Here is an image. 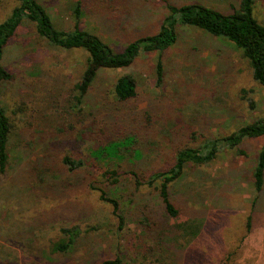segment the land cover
<instances>
[{"label": "rangeland", "instance_id": "374dc122", "mask_svg": "<svg viewBox=\"0 0 264 264\" xmlns=\"http://www.w3.org/2000/svg\"><path fill=\"white\" fill-rule=\"evenodd\" d=\"M76 1L44 0L58 28L75 27ZM129 1L119 17L128 28L110 30L116 22L107 20L105 9L94 0H83L84 16L78 25L117 50L142 34L157 32L167 13L165 0ZM170 1L203 2L225 12L239 2ZM256 1V16L264 23V0ZM15 5L0 0V23ZM178 35L176 45L162 55L144 53L128 68L101 70L82 114L76 116L68 113L66 98L85 68L86 52L55 48L38 36L32 23H23L3 61L14 78L0 84L1 99L16 123L9 145L11 161L7 172L0 173V264H101L114 256L120 241L119 219L90 187L92 182L106 186L100 169L87 166L72 172L61 163L67 153L90 161L91 137L99 126L93 124V115L114 112L116 107L125 113H149L151 124L137 131L143 152L135 166L124 167L143 179L169 169L180 147H198L264 117V86L253 79L248 61L233 43L183 25ZM159 59L164 67L160 85ZM123 74L134 75L140 95L136 101L116 104L109 92ZM263 144L264 138L248 140L243 145L248 156L228 151L207 165L188 166L172 185L182 210L176 219L166 218L155 192L137 190L129 179L114 187L117 192L107 190L118 196L122 210L130 215L131 229L142 233L137 222L148 214L144 208L167 224L165 246L170 247L159 251L160 264H264V188L257 191L252 177ZM38 158L51 162L55 176L61 178L34 179ZM63 180L72 182L68 194L58 193ZM74 223L85 233L70 252L52 254L50 244L59 229Z\"/></svg>", "mask_w": 264, "mask_h": 264}, {"label": "trees", "instance_id": "16d2710c", "mask_svg": "<svg viewBox=\"0 0 264 264\" xmlns=\"http://www.w3.org/2000/svg\"><path fill=\"white\" fill-rule=\"evenodd\" d=\"M16 3L9 15L0 23V84L12 81L13 72L3 63L9 42L14 38L24 22L34 25L35 31L47 43L62 50H84L86 52L85 68L80 79L75 83L66 98L68 113L80 116L84 110L87 97L92 86L96 83L99 72L107 69H124L133 65L136 59L144 53L157 52L160 55L176 45L180 25L194 27L214 37L223 38L233 43L248 61L252 70L253 79L264 86V23L256 16V0H239L238 4L231 6L230 12L217 9L203 2L176 4L165 0L167 13L160 27L155 33L142 34L129 41L122 50H117L104 41L100 35L86 29H82L78 23L84 16L83 0H77L73 8V16L76 21L74 28L66 30L58 28L44 0H11ZM95 5L101 6L107 13V20L116 22L110 30L121 31L128 28L119 18L121 12L127 11L129 0H94ZM122 7L123 10H121ZM119 11V12H118ZM102 19V18H101ZM131 25V22L128 21ZM164 67L159 59L156 65L157 84L163 80ZM137 80L132 74H123L114 82L109 97L116 104H126L136 101L139 97ZM115 110V109H113ZM93 124L96 133L91 137L90 161L84 156H76L67 153L61 163L66 170L77 172L87 166L98 167L102 183L106 186L90 184L91 189L99 192L100 199L109 203L113 213L119 219V242L115 243L116 250L113 257L105 258L101 264H155L150 259L160 264V252L169 249L165 238L166 223L152 216V212L145 210L147 214L138 225H142V233L137 229H131L129 214L123 211L118 196L107 189L118 188L129 179L135 189H146L155 192L160 200L162 211L167 219L178 218L182 210L175 201L172 193V185L179 181L188 166H203L213 162L219 154L231 151L239 156H248L244 143L248 140L264 138V117L255 119L238 127L235 131L211 139L205 140L198 147L185 145L180 147L174 155L172 166L169 169L158 170L151 173L146 179L141 178L133 170L127 171L125 165L135 166L137 157L142 154L139 146L141 132L151 124V118L147 111H116L93 115ZM16 127L15 119L8 113L0 93V173L5 174L11 161L9 149L10 139ZM136 134V135H135ZM195 136L196 134L193 133ZM27 150V149H26ZM142 152H141V151ZM33 172L34 179L47 181L48 178L60 179L55 176L56 169L51 162L38 158ZM102 164V166H98ZM127 166V167H128ZM62 167V166H61ZM63 168V167H62ZM133 174V176H132ZM131 175V177H130ZM253 186L257 191L264 188V144L258 151L253 172ZM52 179V178H51ZM104 180V182H103ZM101 181V180H100ZM99 181V182H100ZM70 180H63L59 187L68 194L71 188ZM117 189L114 188V191ZM113 193V194H112ZM132 222L135 220L132 217ZM85 232L78 223L70 226H62L58 231L55 241L50 244L49 251L52 254H66L75 246L78 239ZM116 235V234H115ZM149 237L153 238L151 240ZM124 239V242H123ZM127 239V240H126ZM125 243V244H122Z\"/></svg>", "mask_w": 264, "mask_h": 264}]
</instances>
